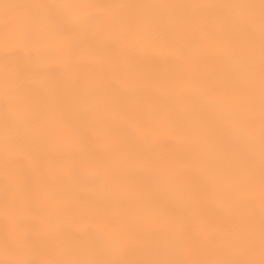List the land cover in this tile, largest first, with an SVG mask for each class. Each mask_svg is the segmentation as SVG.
<instances>
[{
	"label": "snow or ice",
	"instance_id": "1",
	"mask_svg": "<svg viewBox=\"0 0 264 264\" xmlns=\"http://www.w3.org/2000/svg\"><path fill=\"white\" fill-rule=\"evenodd\" d=\"M0 264H264V0H0Z\"/></svg>",
	"mask_w": 264,
	"mask_h": 264
}]
</instances>
